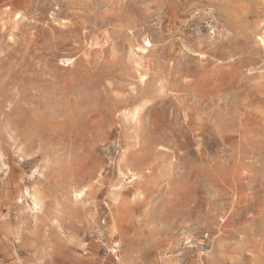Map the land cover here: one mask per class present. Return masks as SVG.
<instances>
[{
    "label": "rangeland",
    "instance_id": "374dc122",
    "mask_svg": "<svg viewBox=\"0 0 264 264\" xmlns=\"http://www.w3.org/2000/svg\"><path fill=\"white\" fill-rule=\"evenodd\" d=\"M0 264H264V0H0Z\"/></svg>",
    "mask_w": 264,
    "mask_h": 264
},
{
    "label": "bare ground",
    "instance_id": "6f19581e",
    "mask_svg": "<svg viewBox=\"0 0 264 264\" xmlns=\"http://www.w3.org/2000/svg\"><path fill=\"white\" fill-rule=\"evenodd\" d=\"M68 62H70V60H68ZM32 196H33V195H32ZM35 202H36V204H38V203H37V200H36ZM36 204H35V205H36ZM117 244H118V243H117Z\"/></svg>",
    "mask_w": 264,
    "mask_h": 264
}]
</instances>
